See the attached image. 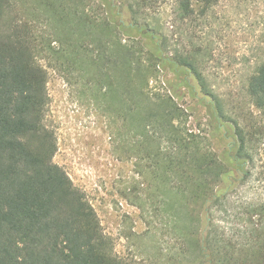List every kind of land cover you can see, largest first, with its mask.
<instances>
[{
	"label": "trees",
	"instance_id": "1",
	"mask_svg": "<svg viewBox=\"0 0 264 264\" xmlns=\"http://www.w3.org/2000/svg\"><path fill=\"white\" fill-rule=\"evenodd\" d=\"M114 1L120 0H98L95 13L90 0H0V264H130L113 253L85 194L53 162L57 143L45 123L48 73L41 59L118 94L112 108L136 139L135 166L154 196L149 207L163 213L162 226L170 224V259L180 258L179 242L196 264H264L262 221L230 237L218 231L211 210L221 199L215 189L223 167L186 128L170 93L193 76L215 103L216 127L226 117L199 70L200 46L154 29L129 3L132 21L119 20ZM215 3L175 0L172 12L184 23L203 18ZM164 70L182 78L165 89ZM246 93L264 116V61Z\"/></svg>",
	"mask_w": 264,
	"mask_h": 264
},
{
	"label": "rangeland",
	"instance_id": "2",
	"mask_svg": "<svg viewBox=\"0 0 264 264\" xmlns=\"http://www.w3.org/2000/svg\"><path fill=\"white\" fill-rule=\"evenodd\" d=\"M90 2L91 11L97 13L98 0ZM174 2L120 0L113 4L125 23L133 19L129 3L138 6L143 15L136 11L137 16L154 29L174 39L182 35L183 44L200 46L199 70L226 117L216 127L210 117L215 103L193 76H187L188 87L182 85L170 93L185 114L186 128L205 140L223 167L215 189L221 199L211 214L218 231L230 237L249 222L251 227L264 223V116L246 93L250 76L264 61V0H216L203 18L194 15L184 23L174 18ZM40 64L48 73L45 123L56 138L53 162L85 194L113 253L130 264H196L199 259L179 242L180 258L167 255L172 248L167 243L172 237L170 224H166L169 229L162 226L163 213L158 215L149 207L154 196L149 177L139 176L135 166L136 139L128 137L124 122L112 108L113 103L118 106V94H104L107 85L93 87L83 72L67 75L66 66L43 59ZM179 78L166 70L159 76L165 89Z\"/></svg>",
	"mask_w": 264,
	"mask_h": 264
}]
</instances>
